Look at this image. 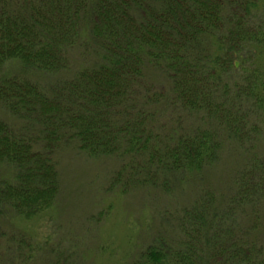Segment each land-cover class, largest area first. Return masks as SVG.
<instances>
[{"label":"trees","instance_id":"16d2710c","mask_svg":"<svg viewBox=\"0 0 264 264\" xmlns=\"http://www.w3.org/2000/svg\"><path fill=\"white\" fill-rule=\"evenodd\" d=\"M77 158L122 264H264V0H0V264H73L30 224Z\"/></svg>","mask_w":264,"mask_h":264},{"label":"rangeland","instance_id":"374dc122","mask_svg":"<svg viewBox=\"0 0 264 264\" xmlns=\"http://www.w3.org/2000/svg\"><path fill=\"white\" fill-rule=\"evenodd\" d=\"M107 165L104 162L97 167L85 159L71 160L62 172L58 204L63 208L30 224L41 241L50 236L48 246L56 248L60 243L63 252L73 248L76 251L73 264H122L129 259L132 246L139 240V234L132 230L134 226H130L133 222L126 219L139 208L140 198L110 201L114 208L108 220L96 223L92 219L99 210L92 205L96 201L90 203L95 188L88 185V179L96 171L95 167L105 172Z\"/></svg>","mask_w":264,"mask_h":264}]
</instances>
